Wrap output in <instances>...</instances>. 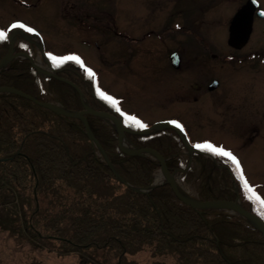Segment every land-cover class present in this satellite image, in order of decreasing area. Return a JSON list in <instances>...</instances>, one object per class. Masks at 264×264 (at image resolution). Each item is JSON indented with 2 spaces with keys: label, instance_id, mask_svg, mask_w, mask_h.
I'll return each instance as SVG.
<instances>
[{
  "label": "trees",
  "instance_id": "obj_1",
  "mask_svg": "<svg viewBox=\"0 0 264 264\" xmlns=\"http://www.w3.org/2000/svg\"><path fill=\"white\" fill-rule=\"evenodd\" d=\"M9 44L7 35L0 38V60ZM52 63L60 76L79 85L93 108L115 112L76 60ZM47 85L68 109L83 108L72 85L55 77H48ZM0 86L48 100L27 58L17 57L0 71ZM88 121L124 181L102 158L82 121L0 92V230L58 256L74 253L81 264H141L133 256L143 250L153 258L172 257L174 264H264V241L256 227L228 214L201 213L167 183L147 193L134 189L131 185L151 184L159 163L122 152L110 124L92 115ZM129 138L135 146L156 148L170 168L181 167L182 145L174 130ZM208 168L215 173L213 164ZM204 193L222 196L209 180Z\"/></svg>",
  "mask_w": 264,
  "mask_h": 264
},
{
  "label": "rangeland",
  "instance_id": "obj_2",
  "mask_svg": "<svg viewBox=\"0 0 264 264\" xmlns=\"http://www.w3.org/2000/svg\"><path fill=\"white\" fill-rule=\"evenodd\" d=\"M260 2L264 6V0ZM235 8V3L229 0H0V27L23 22L33 28L39 36L23 27H12L9 32L14 45L20 44L30 52L39 66L41 53L37 40H42L49 53L78 57L93 69L98 87L145 125L184 120L190 140L207 139L232 149L239 143L233 130H229L232 122L221 120L214 109L199 123L194 110L201 103L180 100V73L165 56L175 41L182 38V32L184 38L188 35L187 39L179 40L182 44L175 46L187 61L198 52V47L201 48L197 45L200 40L195 39L198 35L208 39L211 43L207 42L208 47L215 53L231 51L227 44V28ZM261 31H264V20L256 18L251 40L240 52H249L252 48L264 50ZM249 77L253 76L240 75V85L243 88L246 84L254 86L257 92L250 99L263 105L261 80L259 77L247 80ZM227 89L232 91L233 86ZM201 160L198 158L196 163L207 166L202 177L203 186L208 180L218 184V171L212 172L208 162ZM241 162L264 197L263 153L242 150ZM159 173L160 169L155 171L154 180ZM177 174L181 180L182 173L177 171ZM222 181H227L226 176ZM181 182L197 196L194 180ZM134 258L141 264H174L172 257L153 258L148 250L139 252ZM0 264L81 263L74 253L58 256L33 247L10 231L0 230Z\"/></svg>",
  "mask_w": 264,
  "mask_h": 264
},
{
  "label": "flooded vegetation",
  "instance_id": "obj_3",
  "mask_svg": "<svg viewBox=\"0 0 264 264\" xmlns=\"http://www.w3.org/2000/svg\"><path fill=\"white\" fill-rule=\"evenodd\" d=\"M245 1L234 0L238 6H241ZM258 7L264 10L260 0H258ZM260 33L262 34L263 31ZM199 39L200 43L206 46L207 38L200 36ZM183 40L185 39L182 37L180 41ZM180 41L179 43L182 44ZM206 47L205 49H207ZM231 49L230 52L220 54L211 50L204 51L200 48L192 59L189 58L190 61H187L184 53L182 55L180 52V66L176 71L180 73V100L182 102L201 103V106H197L194 110V117L199 123L203 122V118L209 115V112H214V109L217 110L221 120L228 121V123L229 121L232 122V127L229 124V130H233L234 137L239 143L232 149L225 144H217L236 154L240 160V166L245 172V165L241 162L242 150H248L252 153L262 152L264 158V104L260 105L250 99L257 91L254 86L247 84L243 88L240 85L241 78L239 76L259 77L264 90V50L242 53L240 50ZM171 52L170 50L165 56L170 64ZM222 70L226 72H222ZM253 77H249L247 80ZM231 86L233 89L229 91L227 87ZM210 97L212 98L211 101ZM182 123L189 135L185 121L182 120ZM259 141H263L260 146H258ZM203 153L205 150L202 149L198 152L202 160H204ZM218 157L222 163V171L225 176L232 180V177L237 174L236 166L226 157L221 155ZM245 174L248 177L247 173ZM224 187L228 193L223 198L232 200L239 197L241 200H248L243 190L232 191L229 185Z\"/></svg>",
  "mask_w": 264,
  "mask_h": 264
},
{
  "label": "water",
  "instance_id": "obj_4",
  "mask_svg": "<svg viewBox=\"0 0 264 264\" xmlns=\"http://www.w3.org/2000/svg\"><path fill=\"white\" fill-rule=\"evenodd\" d=\"M254 9H255V5L254 4L252 5V3L250 1H248L245 5H243L237 11L235 16L233 17L231 24H230V35H229V43L231 45L239 47L242 44H244L247 41V39L249 38L251 28H252ZM262 15H264V13H262ZM42 53H44L43 48H42ZM19 54L20 53H13V42L11 39L9 50H8L7 54L5 55V57L0 61V70L8 62H10L13 58L18 56ZM26 55L28 56V58L31 59L33 65L41 73H44L46 75H55V73L53 71L43 69V68H40L39 66H37L35 64V62L32 60L31 56L28 54H26ZM49 67H50V69H52L50 64H49ZM58 78H60L63 81H66L68 83L73 84L70 80H68L66 78H63V77H58ZM73 85L75 86V84H73ZM1 91L17 93L21 96H24L26 98L33 100L34 102H36L38 104L46 106V107L50 108L51 110H53L57 113H60V114L66 115V116L81 118L85 123L87 134L93 140V142L96 143L97 146L101 149L103 156L105 157L106 161L109 164L111 162H110L108 156L106 155L104 149L101 147L99 141L95 138L94 134L90 130V127H89L88 122H87L86 114L91 113L93 115H96V116L104 118V119H110L112 121L114 127L116 128L117 132H118V144H119L120 149L122 151H124L125 153H128V154H137V155L150 154V155L154 156L156 159H158V161L161 165V170H162L164 177H165L163 182H167L171 185L172 190L174 191V193L176 194V196L179 199H181L183 202H185L186 204H188L194 208L222 207V208H228L230 210L236 211L241 216H243L244 218L249 220L253 225L257 226L258 229L262 232L263 237H264V221L259 216H257L256 214L246 210L238 202L228 201V200H206V201H203V200H199V199H196V198H193V197L186 195L185 193L181 192L179 190V188L177 187V182L175 181V175L168 168V166L166 164V159L163 157V155H161V153H159L157 150H155L152 147L133 148V147H130V146L125 144L126 132L147 133V132L152 130V127H149L145 130H138V131L131 130L123 123L122 117L113 115V114L106 112V111L95 110V109L91 108L85 102V100H83L84 109L79 110V111H72V110H68L67 108H65L63 106L57 105V104L50 102V101H40V100L36 99L35 97L29 95L28 93H26L20 89H17L15 87L1 86L0 92ZM78 91L82 96L81 90L78 89ZM153 186H155V184L151 185V187H149L148 190L151 189ZM137 190L147 191L146 189H143V188H141V189L138 188Z\"/></svg>",
  "mask_w": 264,
  "mask_h": 264
},
{
  "label": "snow or ice",
  "instance_id": "obj_5",
  "mask_svg": "<svg viewBox=\"0 0 264 264\" xmlns=\"http://www.w3.org/2000/svg\"><path fill=\"white\" fill-rule=\"evenodd\" d=\"M17 26L24 27V25H13V27H17ZM28 30L32 31V29H30V28ZM5 36H6L5 33L0 32V38H3ZM71 59H78V58L73 57ZM207 147L211 148L215 152H218L220 155L229 157L230 159H232L236 163L237 168H239V161L230 152H227V151H225L223 149H217V148H215V147H213L211 145H208ZM245 184H247V181H245Z\"/></svg>",
  "mask_w": 264,
  "mask_h": 264
},
{
  "label": "bare ground",
  "instance_id": "obj_6",
  "mask_svg": "<svg viewBox=\"0 0 264 264\" xmlns=\"http://www.w3.org/2000/svg\"><path fill=\"white\" fill-rule=\"evenodd\" d=\"M36 43L39 44V41L37 40ZM41 61L39 62V64L41 65V67L46 68L47 67V61L45 60V57L43 58L42 56H40ZM163 176L162 173H159L156 177H155V181L159 182L162 181ZM176 180H177V186L178 188L185 194H189L188 190L183 186V184L181 183L180 179L178 176H176ZM235 213H238L236 211H233Z\"/></svg>",
  "mask_w": 264,
  "mask_h": 264
}]
</instances>
